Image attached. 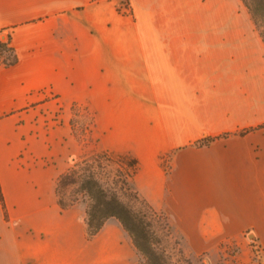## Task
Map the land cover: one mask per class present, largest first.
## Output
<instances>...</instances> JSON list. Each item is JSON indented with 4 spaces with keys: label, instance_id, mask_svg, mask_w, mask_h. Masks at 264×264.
Wrapping results in <instances>:
<instances>
[{
    "label": "crops",
    "instance_id": "1",
    "mask_svg": "<svg viewBox=\"0 0 264 264\" xmlns=\"http://www.w3.org/2000/svg\"><path fill=\"white\" fill-rule=\"evenodd\" d=\"M128 2L0 0L13 55L0 64V264L137 258L116 218L88 237L85 204L57 203L55 179L83 149L74 103L92 113L95 149L137 160L132 184L188 251L246 235L264 250L259 30L239 23V0Z\"/></svg>",
    "mask_w": 264,
    "mask_h": 264
},
{
    "label": "trees",
    "instance_id": "2",
    "mask_svg": "<svg viewBox=\"0 0 264 264\" xmlns=\"http://www.w3.org/2000/svg\"><path fill=\"white\" fill-rule=\"evenodd\" d=\"M241 1L259 27L264 42V0ZM114 157L123 162L126 167V172L120 179L121 188L129 192L134 201L143 205L144 210L131 208L120 199L115 190L107 189L101 184L97 170L100 166L99 162L102 159L112 161ZM136 169L137 160L128 154H112L108 150L84 153L57 175L55 179L57 203L61 209L75 202L85 204L88 237L98 232L108 218H116L130 235L136 250L144 257V264H169L166 256L153 247L155 234L150 216L154 210L129 183ZM66 190L67 198L64 197Z\"/></svg>",
    "mask_w": 264,
    "mask_h": 264
},
{
    "label": "rangeland",
    "instance_id": "3",
    "mask_svg": "<svg viewBox=\"0 0 264 264\" xmlns=\"http://www.w3.org/2000/svg\"><path fill=\"white\" fill-rule=\"evenodd\" d=\"M239 4L240 9L243 10V13L239 16V23L254 24L259 30L250 12L241 0H239ZM116 7L119 11L127 13L131 11L128 0H116ZM12 61L13 55L10 48L9 46L8 48L5 47L0 51V64ZM57 103L58 102H56V104ZM69 113L73 131L75 134L79 135L80 145L83 148L82 151L77 156H73L72 159L74 160L84 153L90 154L100 151L94 148V136L90 129L92 126V113L88 111L84 105L79 103L70 105ZM48 115L51 119L58 122V120L62 119V110L59 109L58 111L50 112ZM71 162L72 160H69L67 165ZM99 164L100 166L97 167V170L101 184L107 189L115 190L120 199L131 208L144 210L143 205L134 201L129 195V192L121 188L120 179L126 172L124 163L114 157L112 161L102 159ZM162 165L167 171L169 167L167 156L163 157ZM129 183L134 187L131 179H129ZM64 197H68L67 190L64 193ZM152 209L154 213L150 216V220L155 234L153 247L156 251L166 256L169 264H250L258 263L264 257V250L261 244L256 239L247 235L243 240L220 241L217 246L213 248L192 253L185 248L181 234L175 230L171 215L153 207ZM136 253L137 258L132 264H144V257L142 254L137 251Z\"/></svg>",
    "mask_w": 264,
    "mask_h": 264
},
{
    "label": "built area",
    "instance_id": "4",
    "mask_svg": "<svg viewBox=\"0 0 264 264\" xmlns=\"http://www.w3.org/2000/svg\"><path fill=\"white\" fill-rule=\"evenodd\" d=\"M8 32L4 29H0V51L3 50L5 47L8 48Z\"/></svg>",
    "mask_w": 264,
    "mask_h": 264
}]
</instances>
